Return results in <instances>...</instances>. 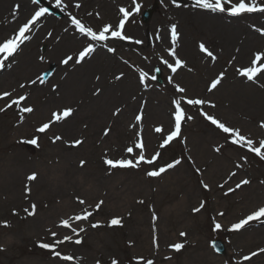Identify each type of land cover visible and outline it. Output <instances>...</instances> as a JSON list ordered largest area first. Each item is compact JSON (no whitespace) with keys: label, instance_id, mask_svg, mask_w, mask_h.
I'll return each mask as SVG.
<instances>
[{"label":"rangeland","instance_id":"374dc122","mask_svg":"<svg viewBox=\"0 0 264 264\" xmlns=\"http://www.w3.org/2000/svg\"><path fill=\"white\" fill-rule=\"evenodd\" d=\"M43 1L54 7L55 0ZM77 3L80 4L79 8L75 7ZM178 3L180 7L170 0H128L126 6L121 2L120 8L124 6L133 13L125 24L126 34L143 43L136 45L127 41H110V45L114 44L117 48L115 53L100 52L104 56L99 53L93 59L86 58L81 64L69 62L65 65L61 61L68 55L75 57L81 48L79 44L72 54L70 51L58 54L56 36L67 32L65 29L73 28L68 13L94 30L105 24L117 25L122 13L118 14L111 0H63L67 8L64 11L56 9L63 12L65 17L57 19L47 15L42 18L31 33V40L25 42L17 53L31 45L36 47L31 52L34 53V74H31L30 66L22 63L24 70L11 75L17 64V54L11 62L12 66L0 70V93L9 91L13 97L27 93L29 98L25 103L34 108L33 113L24 114L22 123L15 105L0 112V221L10 224V227L0 226V264H61L62 260L59 263V258L53 257L50 251L41 249L38 244L52 242L50 232L46 230L50 226L60 237L71 235L70 230L57 225L61 219L79 214L84 207L93 210L94 215L88 221L73 224V227L86 229L80 234L83 243H65L57 249L63 255L73 256V262L69 264H76L77 261L80 264H111L113 259L119 264H137L138 257L153 259L154 264H246L243 257L249 253L257 252L264 256L259 252L264 248V232L262 237L253 236L258 229L264 228V223L251 222L239 232L227 230L232 223L264 205V183H261L264 181V160L225 143L224 134L204 120L196 107L188 105L182 106L194 119L182 125L184 142L178 139L167 149L159 148L162 135L173 127L171 102L182 96L211 101L216 107L205 105V111L239 128L244 135L255 140L264 138V128L251 122L253 116L256 122L264 123V115L255 113L256 110H264V90L244 79L239 80L236 73L237 68L250 64L255 52L264 51V35L257 31L264 29V16L250 14L232 18L226 14L196 9L192 7L193 0H179ZM137 5L139 11H134ZM155 6L156 14L149 24H143L141 16ZM36 7L32 0H0V41L12 35ZM22 9L25 12L20 17ZM216 19L232 30L222 34L215 24ZM173 24L177 26L179 36L175 44L176 56L183 61V66L174 74L160 63V57L174 62V58L168 55V49L173 45L167 37ZM46 31L52 35H47ZM154 34H159L160 38L152 39ZM256 38L263 42L255 43ZM162 39L166 47L162 45ZM201 42L213 51L216 60L200 51ZM53 66L57 71L48 82L25 89L19 87L37 75H44ZM154 67L162 69L163 84L149 81L148 88L139 85L136 69L149 71L151 75ZM222 71L225 73L222 85L233 84L240 86V90L246 87L249 91L245 104H240L237 97L232 100L225 97L220 105V85L219 91H208L211 79ZM120 73L124 75L116 80ZM169 75L186 89V93L175 91L173 84L168 83ZM86 76L92 84L83 97L82 91L74 87L69 89L70 95L64 93L62 87L65 82L72 77L84 79ZM258 83L264 88V75L258 79ZM96 88L102 89L98 96L93 95ZM110 89L115 91V97L106 102L108 108L101 106L107 110L106 121L91 123L87 118L77 117L91 116L83 112L85 108L88 110L93 100ZM4 104L5 100H0V107ZM67 106L75 109L72 117L53 124L46 133L35 132L41 122L49 119L52 111ZM141 106L143 119L137 124L134 117ZM116 108H120L121 112L113 116ZM119 118L125 121L113 125ZM161 119L169 121L165 124ZM160 126L164 133L154 131ZM106 127L111 129L108 136L103 135ZM138 131L143 137L148 158L156 151L161 152L155 166H163L173 158H180L182 163L160 177H147L145 172L154 167L147 164H142L139 169L109 170L103 163L104 158H130L125 148L133 144ZM34 135L39 136V147L21 143ZM56 135L62 136L63 140L53 143L52 138ZM77 138L84 141L79 147L64 143ZM220 146L222 148L218 153L215 148ZM241 156L247 157L246 163L240 160ZM188 157H191V161ZM81 160L86 161L83 167ZM237 163H242L243 167L236 168ZM195 168L201 169V173L198 174ZM233 171L237 173L236 176L221 189L219 185ZM33 172L38 173L37 185L26 179ZM201 179L210 185V190L203 189L199 183ZM241 179H248L250 183L225 196L227 188L234 187ZM26 185L30 193L25 191ZM253 189L257 191L258 201L248 198L240 202L236 200ZM77 197L84 199L86 205H80ZM100 200L104 203L99 211H95L94 206ZM201 200L206 201L205 209L194 213L192 209ZM33 203L36 204V215L26 217L23 209L30 208ZM153 209L158 217L155 222L158 249L153 245ZM14 210L18 215H13ZM219 212L224 215L219 216ZM45 213H50L46 219ZM114 217L122 218V226H108ZM213 217L224 226L222 230L212 231ZM42 221L47 223L40 227ZM97 222L101 227L92 228L91 224ZM180 232L187 233V236L180 238L177 235ZM218 239L226 247L224 256H220L212 247L213 241ZM257 240L259 245L254 246ZM176 242L185 243L179 253L169 248V244ZM203 254L208 262H203Z\"/></svg>","mask_w":264,"mask_h":264},{"label":"snow or ice","instance_id":"6c2138e0","mask_svg":"<svg viewBox=\"0 0 264 264\" xmlns=\"http://www.w3.org/2000/svg\"><path fill=\"white\" fill-rule=\"evenodd\" d=\"M135 2V0H134ZM173 4L176 7H180L181 5L178 3V0H172ZM32 3L37 7L34 8L33 13L30 15L28 19H26L9 37L0 41V70H3L6 66H10L11 62L15 59L16 54L21 50V46L25 44V42L31 40V33L34 31L35 26L38 22L42 21V18H45L47 15H51L50 9L48 7L40 6L41 0H32ZM55 8L61 9L64 11L67 8V5L63 4V0H55L54 4ZM76 8L80 7V4L77 3L75 5ZM192 7L200 10H204L210 13H220L226 14L229 17H241L245 14L252 13H264V0H193ZM120 13H122V19H120L119 23L115 26L111 24H105L100 27L98 30H94L92 27L85 25L80 19H78L75 15L68 13L70 24L73 26L74 31L78 32L80 36L83 38L81 43V48L77 50L75 57L73 55H68L61 62L65 65H68L69 62L73 64H81L86 60V58L91 57L94 53H96L97 46H100L103 49H106L108 53H115L117 48L114 44L110 45V41H127L129 43H133L136 45L142 44L143 41L139 39H133L131 36L127 35L125 32V24L129 21L130 16L133 14L131 11L120 8ZM134 11H139V5L136 6ZM67 31V29H65ZM264 35V29H257ZM49 36L52 35L51 32L48 33ZM159 34H157L156 39L158 40ZM178 39L177 26L175 24L171 25V41L173 47L168 49V55L174 58V62H169L168 59H164L160 57V63L166 66L167 69L171 70V73H176L178 69L183 66V61L176 56L175 52V44ZM199 49L202 53H205L208 57L212 58V60H216V56L213 51L209 50L206 47L205 43L201 42L199 44ZM43 60V57L40 58ZM235 59V57L233 58ZM7 62V65H6ZM127 63V61H125ZM150 75L149 71H145L143 69L137 68L136 72L138 73V84L142 85L145 88H148L149 81H156L157 75L155 73H160L162 69L160 67H154ZM236 73L246 78L248 81H256L258 77L262 73H264V51H257L253 54V58L250 60V64L248 66L239 67L236 69ZM124 73H120L115 77L116 80L122 78ZM225 73L220 72L215 78L211 79L209 82L208 91L211 92L218 88L221 85L224 79ZM97 80L100 79L99 76L96 77ZM46 82L44 75H37L35 79H32L25 83H21L19 87L21 89H25L28 86L39 84H44ZM168 83L173 84L175 91L177 93H186V89L181 87L178 83H175L172 75L168 76ZM55 89V86H53ZM102 92L101 88H96L93 95H100ZM8 98V99H5ZM28 94H20L13 97V93L9 91H4L0 93V100H5V104L3 107H0V112H5L7 109L12 108L13 105L16 106L19 115V121L22 123L25 119L24 114H31L34 112V108L30 105H27L25 102L28 100ZM134 99V98H133ZM173 111L171 113L173 127L166 134L162 135L161 143L159 144L160 149H167L174 141L180 139L184 142V138H182V125L186 121H191L194 119V116L189 115L185 108L182 105H188L192 107H196L198 109V114L203 117L204 120L209 122L212 126H214L220 133L224 134L225 143L237 146L241 150H246L248 153L254 154L256 157L264 160V138L259 140H255L250 136L244 135L241 133L239 128L228 125L227 123L221 121L215 115L210 114L208 111L204 110V106L207 105L210 108H215L216 105L211 103V101L203 99V98H189L187 96H182L179 98H174L172 100ZM75 109L67 106L62 109H57L51 112L50 117L47 121L41 122L38 127L35 128L36 133H46L53 124L63 122L66 119L73 116ZM121 112L120 108H116L113 112V116L118 115ZM137 124H139L143 119V106L140 107L138 113L134 117ZM137 125H132L131 127H136ZM264 128V123L260 125ZM84 127H87L85 125ZM111 131L110 127H106L103 131L104 136H108ZM156 133H164V129L162 126L156 127L154 129ZM136 139L134 140L131 146L125 148V152L129 155L130 158H119V159H110L105 157L103 163L107 166L109 170L114 169H139L142 164H147L154 166L152 170H148L145 172L147 177H160L163 173H166L170 169H174L176 166L182 163L180 158H173V160L169 163H166L163 166H155L159 158L161 157V152L156 151L148 158L145 155V144L143 141V137L141 132L135 133ZM63 137L60 135H56L52 138V142L55 143L57 141H62ZM82 139H74L71 141H64L70 147H79L83 144ZM21 143L30 144L36 147H39V136L34 135L31 139L22 140ZM222 146L215 148L216 152L221 151ZM189 161H191V157H188ZM240 160L244 163L247 162L246 156H241ZM86 161L81 160L80 165L83 167ZM236 168L243 167L242 163H237L235 165ZM195 171L200 174L201 169L195 168ZM236 172H230L228 179L224 181V183L220 184L219 187L223 189L225 185L228 183L232 177L236 176ZM27 181H35L37 179V173L33 172L27 176ZM203 189L210 190V185L206 183L203 179L199 181ZM250 181L248 179H241L238 183L235 184L234 187H228L224 192V195L227 196L230 193H234L236 190L242 188L244 185H248ZM264 183V181H261ZM25 191L30 193V188L26 185ZM78 203L82 206L86 205V201L79 197L76 198ZM104 201H98L94 208L95 211H99L103 205ZM139 203H143V201H139ZM206 201L201 200L197 207H194L192 211L194 213H199L203 209H205ZM26 217H31L36 215V204H31L30 208L26 207L23 209ZM13 215H18V213L13 211ZM94 215V211L90 210L89 207L82 208L79 214H75L73 216H69L66 219H61L57 227H61L64 229H68L71 232V235H63L62 237L55 231L48 229L50 235L52 237L51 243H39L38 246L41 249H45L51 252L53 257L59 258L62 261H72L74 258L71 255H63L57 249L65 244V243H73L76 245H80L83 243V237L80 235L85 232L86 229L83 227H73L74 223L88 221L90 217ZM219 216H223V212L218 213ZM158 217L153 209L152 212V220L154 223L153 227V245L155 248H159L158 237L155 235V222ZM257 221L264 223V205L257 207L254 211H251L248 215L243 218H240L238 221L232 223L227 230L229 232H239L251 222ZM0 226L2 227H10V224L7 221H0ZM109 227L112 226H122V218L114 217L110 220ZM92 228L101 227L100 223L91 224ZM224 226L217 222L215 217L212 218V231L222 230ZM180 237H186L187 233L180 232ZM75 237V239H74ZM185 243L176 242L169 244V248L179 253L182 249H184ZM212 247L219 250L217 245L213 242ZM259 252L264 253V248L259 249ZM257 252H252L250 255H245L243 257L244 261L250 260L252 257L256 256ZM165 259H171V257H166ZM137 264H154L153 259H145L144 257L136 258ZM99 264V262H97ZM111 264H119V262L115 259L111 261ZM240 264V262H237Z\"/></svg>","mask_w":264,"mask_h":264},{"label":"bare ground","instance_id":"6f19581e","mask_svg":"<svg viewBox=\"0 0 264 264\" xmlns=\"http://www.w3.org/2000/svg\"><path fill=\"white\" fill-rule=\"evenodd\" d=\"M127 1L128 0H111L112 4H113L115 10L118 12V14H121L120 11H119L120 3L123 2L124 6H126L127 5ZM112 4L110 5V8L113 11ZM131 4H132V2H131ZM124 6H122V7L124 8ZM24 12H25V9L20 10V17L24 15ZM257 14H259V16L260 15L264 16V13H257ZM215 24H216V26L220 27L219 31L220 32L222 31V34H226L227 32H230L232 30L230 28V26H228V25L224 26V23L222 21H220V19H216L215 20ZM49 32L50 31H46L47 35H48ZM160 35L162 36V33H160ZM156 36H157V34H154L152 39H156ZM167 37H168V41H169L171 39V30L168 31ZM178 38H179V36H178ZM56 39L58 40V45H57L58 54L59 53L60 54H64L67 51H70V53L72 54L74 52V50L79 47V44L82 43V37L80 36V34L78 32L74 31L73 28L67 30V32H63L61 34H58L56 36ZM254 42L257 43V44H261L260 42H263V40H259L258 38H256L254 40ZM162 45H164L165 47L167 46L166 42H164V39H162ZM169 45H170V43H169ZM35 48L36 47L34 45H31L25 51L22 50L19 54H17V59H16V63L17 64H16V66L13 69V72L11 74L12 76H15L16 73L24 70V67L21 66L22 63L25 64V65L30 66L31 67V74H34V71H35L34 62H33L34 53H31V52H34L33 50H35ZM97 49L98 50L96 51V53H94L91 57H89V59H93L95 57V55L99 54L100 52L101 53L102 52H107L106 49H103L100 46H98ZM101 53L99 55L104 56V54H101ZM12 64L13 63H11V66H12ZM28 74H30V73H28ZM263 75H264V73H262L260 75V77H262ZM259 78H257V80L253 82V81H248L244 77L238 76L239 80L244 79L247 83H250L251 85L258 87L259 89L264 90V88L260 86V83H258V79ZM90 84H92V81H91V79L88 76H86L84 79L80 78V77H72L69 81H67V82H65L63 84L62 89L64 90V93H68L70 95L69 89L72 88V87L77 88V91L78 90L82 91V97H83L84 93L87 91V88L89 87ZM224 85H225V87L223 88ZM224 85H222V83H221V85L219 86V87H221V89L219 87L216 89V91H219V89H220V95L222 96V97H219L221 99L220 100V105L223 104V101H224L223 98H225V97L229 98L231 100H232V98L235 99V97H237V101L240 104H245L247 102V94H249V91H247L246 87H244V88H242V90H240L241 89L240 86L235 87V86H233V84H224ZM251 85H250V87H252ZM31 87H36V85H31ZM253 90L258 92L257 89L256 90L253 89ZM36 91H37V88L35 89V92ZM74 95H75V93L73 94L72 98H74ZM111 97H115V91H113V89H110L107 92H104L102 94V96L97 97L95 100H93L90 103V106H89L88 110H87V108H85V111H83V112H85V113H87V114H89L91 116L80 115V116H77V117L78 118H87V119H89V122H91V123H98V122L102 123V122L106 121V119H107V116H106L107 110L101 108V106H104V107L108 108L106 106V102H110L109 98H111ZM155 112H158V110L155 109ZM255 113H256V115H261L262 116V115H264V110L263 109L262 110H256ZM148 118H149V114H148ZM161 120L165 124L168 123V121H169L168 119H161ZM124 121H125L124 118H122V119L119 118V120H117V122H114L113 125L121 124ZM251 122H252V124L254 126H259V127L262 124L260 122H256L254 120L253 116H251ZM256 132L259 133V130H257ZM37 178L38 179H36L35 181H31V182H34L35 185H37L39 183L38 182V180H39L38 173H37ZM256 193H257V191L255 189H253V191L245 192L244 193L245 196L241 195L236 200L238 202H240L242 200H247V198H248L251 201H258L259 197L256 195ZM49 216H50V213L49 214L45 213V219L47 217H49ZM254 222H253V224H254ZM46 223L47 222L42 221L41 225L40 224L39 225L41 227L42 224H46ZM250 224H252V223H250ZM56 225H57V223H56ZM50 227H47V228L50 229ZM48 229H46V230L48 231ZM51 230L53 231V229H51ZM258 230H259L258 232L253 234V236L255 238L262 237L261 234H263V232H264V228H260ZM179 234L180 233H178L177 235L180 237ZM253 245L254 246L255 245H259V241L258 240L255 241L253 243ZM198 251H200V250H198ZM249 255H250V253H249ZM198 257H200V256H198ZM263 257H264L263 255H260L258 253L256 256H254L250 260H248L246 262V264H248V263H250V264H258V263H260L261 264V262H262V264H264V259L261 261V259ZM197 260H199V259L197 258ZM202 260H203V262H208L206 260V255L205 254H203ZM58 262L60 263V260ZM72 262H73V260L72 261H68L67 264L72 263ZM63 263H66V261H64V262L61 261V264H63ZM76 264H80V263L77 261Z\"/></svg>","mask_w":264,"mask_h":264},{"label":"water","instance_id":"95a60500","mask_svg":"<svg viewBox=\"0 0 264 264\" xmlns=\"http://www.w3.org/2000/svg\"><path fill=\"white\" fill-rule=\"evenodd\" d=\"M58 16H61V15L58 14ZM149 17H150V13H148L147 15H145L144 16L145 21H148L149 20ZM217 245H218L219 249L222 251V253H224L223 247L219 243H217Z\"/></svg>","mask_w":264,"mask_h":264}]
</instances>
